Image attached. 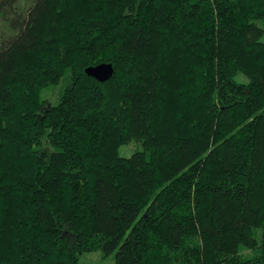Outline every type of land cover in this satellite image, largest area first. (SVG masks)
<instances>
[{"label":"trees","instance_id":"trees-1","mask_svg":"<svg viewBox=\"0 0 264 264\" xmlns=\"http://www.w3.org/2000/svg\"><path fill=\"white\" fill-rule=\"evenodd\" d=\"M98 250L264 264V0H0V264Z\"/></svg>","mask_w":264,"mask_h":264},{"label":"rangeland","instance_id":"rangeland-1","mask_svg":"<svg viewBox=\"0 0 264 264\" xmlns=\"http://www.w3.org/2000/svg\"><path fill=\"white\" fill-rule=\"evenodd\" d=\"M69 76L65 75L58 84L49 86L43 91L42 97L44 100L49 101L52 104H56L59 101L60 94L68 84ZM236 79L238 81H247V77L244 74H239ZM141 145L136 142L122 145L119 149L120 155L123 157H129L137 150H140ZM79 264H116L115 254L104 255L101 250L94 252L83 253L80 256Z\"/></svg>","mask_w":264,"mask_h":264},{"label":"water","instance_id":"water-1","mask_svg":"<svg viewBox=\"0 0 264 264\" xmlns=\"http://www.w3.org/2000/svg\"><path fill=\"white\" fill-rule=\"evenodd\" d=\"M85 71L89 76L94 77L98 81L105 82L114 75L115 68L113 63H101L89 66Z\"/></svg>","mask_w":264,"mask_h":264}]
</instances>
